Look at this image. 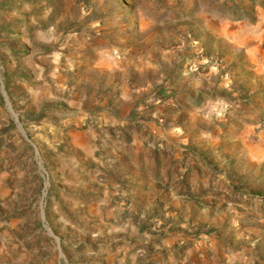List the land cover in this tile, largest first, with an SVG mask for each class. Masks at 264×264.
I'll return each mask as SVG.
<instances>
[{
    "label": "rangeland",
    "instance_id": "374dc122",
    "mask_svg": "<svg viewBox=\"0 0 264 264\" xmlns=\"http://www.w3.org/2000/svg\"><path fill=\"white\" fill-rule=\"evenodd\" d=\"M0 264H264V0H0Z\"/></svg>",
    "mask_w": 264,
    "mask_h": 264
},
{
    "label": "trees",
    "instance_id": "16d2710c",
    "mask_svg": "<svg viewBox=\"0 0 264 264\" xmlns=\"http://www.w3.org/2000/svg\"><path fill=\"white\" fill-rule=\"evenodd\" d=\"M187 149H188V148H187ZM154 154H155V156L158 158V157H159V155H160V154H159V149H157V148H156V149L154 150ZM183 178H186V179H188V178H189V176H188V175H186V176H185V177H183ZM185 192H186V193H190V190H186ZM190 195H191L192 197H194V196H198V194H192V193H191ZM203 195H205V194H203ZM201 196H202V195H201Z\"/></svg>",
    "mask_w": 264,
    "mask_h": 264
},
{
    "label": "water",
    "instance_id": "95a60500",
    "mask_svg": "<svg viewBox=\"0 0 264 264\" xmlns=\"http://www.w3.org/2000/svg\"><path fill=\"white\" fill-rule=\"evenodd\" d=\"M4 93H5V91H4Z\"/></svg>",
    "mask_w": 264,
    "mask_h": 264
}]
</instances>
